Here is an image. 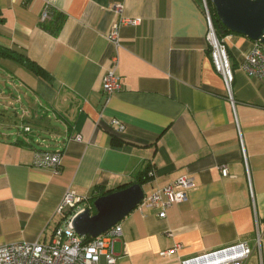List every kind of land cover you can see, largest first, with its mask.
I'll list each match as a JSON object with an SVG mask.
<instances>
[{
    "label": "crops",
    "instance_id": "1",
    "mask_svg": "<svg viewBox=\"0 0 264 264\" xmlns=\"http://www.w3.org/2000/svg\"><path fill=\"white\" fill-rule=\"evenodd\" d=\"M116 4L140 22L119 31L121 89L108 96L101 79L121 17ZM48 8L65 16L57 36L38 26ZM206 31L200 0H0V50L47 76L0 55V245L50 243L71 216L56 213L67 192L89 198L148 168L145 200L183 176L196 187L163 218L143 201L119 222L115 264H181L239 243L254 247L257 234L261 252L245 264H264V82L240 67L254 41L221 39L232 107ZM40 152H60L59 169L35 166Z\"/></svg>",
    "mask_w": 264,
    "mask_h": 264
},
{
    "label": "built area",
    "instance_id": "2",
    "mask_svg": "<svg viewBox=\"0 0 264 264\" xmlns=\"http://www.w3.org/2000/svg\"><path fill=\"white\" fill-rule=\"evenodd\" d=\"M210 0H200L203 15L205 17L207 31L206 41L209 48V56L214 70L221 76L225 97L230 105L234 107V98L232 92L233 69L229 60V55L222 40L216 34L213 24L210 6ZM113 11L120 13L119 21L114 24L107 37L112 52L108 57V69L101 79V89L103 93L110 96L121 89L120 79L115 70L119 63V50L121 44L119 41V31L122 27H134L140 22V18H127L123 16V6L113 5ZM48 18V9L42 13L41 19ZM264 46L260 41L253 42L250 51L244 56L241 69L251 78L264 82ZM118 130L122 131L124 126L114 120ZM25 132L30 131L29 126H24ZM79 137H76L78 140ZM242 151L244 153L242 140L240 138ZM60 152H40L35 157L34 164L40 168H50L58 170L60 167ZM244 161H246L244 156ZM223 177L228 176L226 167H220ZM196 187L195 182L188 177H180L168 185H165L149 197L142 200L151 206H160L161 211L158 214L160 218L165 217L166 210L175 203L186 201L189 191ZM141 202V203H142ZM90 208L89 198L81 197L73 192H67L56 208V213L61 219H66L68 214L70 218L66 220V227H57L54 230L50 243H15L10 245H0V264H115L117 258L114 254V244L122 237V229L119 224L112 226L109 230L99 235L88 243H84L72 228L71 222L74 216L81 211ZM261 239L257 234L255 246L249 247L245 243H239L234 246L225 247L217 251L205 253L203 255L185 259L181 264H245L249 255L256 248L261 252ZM175 251L170 250L164 254H171Z\"/></svg>",
    "mask_w": 264,
    "mask_h": 264
},
{
    "label": "water",
    "instance_id": "3",
    "mask_svg": "<svg viewBox=\"0 0 264 264\" xmlns=\"http://www.w3.org/2000/svg\"><path fill=\"white\" fill-rule=\"evenodd\" d=\"M223 27L264 45V0H211ZM144 199L141 185L135 183L124 189L97 197L95 213L87 208L77 213L71 225L80 236L96 238L121 222Z\"/></svg>",
    "mask_w": 264,
    "mask_h": 264
},
{
    "label": "trees",
    "instance_id": "4",
    "mask_svg": "<svg viewBox=\"0 0 264 264\" xmlns=\"http://www.w3.org/2000/svg\"><path fill=\"white\" fill-rule=\"evenodd\" d=\"M210 11H211V16H212L213 24L215 27V31H216V34L219 37V39H222L226 35L234 34L230 30L223 27L222 23L217 18L216 13H215L213 8H212V10L210 8ZM64 21H65L64 14H62L61 12H58L54 9L48 8V18L41 20L38 23V26L41 30L49 33L50 35L57 36L59 34V32L61 31V28L64 24ZM0 55L15 60L16 63L20 64L21 66H23L25 69L32 72L36 76H40L42 78L47 77L43 70H41L39 67L33 65V63L27 61V59H23V57H20L17 55L6 54V52H3L2 50H0ZM147 172H148V168L145 169L144 172H140L137 175V177L133 183L126 184L123 186H119L117 189H114V190H106V191L101 190V191H99V187H96L95 192L97 193V195H93L92 197H89V201H90L91 205H92L93 201L99 196L106 195L108 193H112V192H115L117 190L124 189L127 186H130V185L135 184V183L142 186L144 183H146V181L148 179ZM92 213H95V210L93 208H92ZM82 240L84 243H88L92 239L89 236H84L82 238Z\"/></svg>",
    "mask_w": 264,
    "mask_h": 264
},
{
    "label": "rangeland",
    "instance_id": "5",
    "mask_svg": "<svg viewBox=\"0 0 264 264\" xmlns=\"http://www.w3.org/2000/svg\"><path fill=\"white\" fill-rule=\"evenodd\" d=\"M0 85H4V84L1 83ZM1 89L4 90V91H7V89H5L4 87H1ZM15 109L18 111V113H20L19 112V105H15Z\"/></svg>",
    "mask_w": 264,
    "mask_h": 264
}]
</instances>
